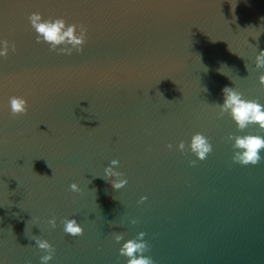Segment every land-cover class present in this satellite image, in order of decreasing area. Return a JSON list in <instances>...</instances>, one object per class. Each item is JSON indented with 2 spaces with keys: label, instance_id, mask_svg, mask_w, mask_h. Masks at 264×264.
I'll list each match as a JSON object with an SVG mask.
<instances>
[{
  "label": "water",
  "instance_id": "water-1",
  "mask_svg": "<svg viewBox=\"0 0 264 264\" xmlns=\"http://www.w3.org/2000/svg\"><path fill=\"white\" fill-rule=\"evenodd\" d=\"M34 12L83 25V52L37 44ZM5 40L0 264H41L37 236L55 249L49 264H127L119 249L141 232L153 264H264V150L241 166L226 139L264 133L238 132L217 106L226 86L264 105V0H0ZM12 96L27 115L11 116ZM197 133L212 145L204 161ZM111 160L128 181L118 191L102 178Z\"/></svg>",
  "mask_w": 264,
  "mask_h": 264
},
{
  "label": "clouds",
  "instance_id": "clouds-1",
  "mask_svg": "<svg viewBox=\"0 0 264 264\" xmlns=\"http://www.w3.org/2000/svg\"><path fill=\"white\" fill-rule=\"evenodd\" d=\"M31 28L36 33V43L49 45V50L60 54L71 55L73 51L82 53L87 41V30L83 25L66 24L62 18L44 20L40 13L34 12L28 17ZM79 29V31H78ZM3 45V50L0 51V57L7 58L9 53L8 41L0 42ZM11 50L15 52V45L11 46ZM246 69L247 66L245 65ZM256 69H264V50L259 51L255 58ZM259 84L264 87V75L259 77ZM223 103H217L219 107L218 118H222L227 114L235 123L238 132H244L250 126L257 127L260 133H264V105L260 104L255 99H245L243 94L233 87H224L222 89ZM9 105L12 117H20L27 115L28 104L24 98L12 96L9 99ZM228 142L232 143L233 148V163H238L241 166H255L261 162L260 152L264 150V135H229ZM171 149L172 145L169 144ZM190 152L197 160L204 161L212 152V145L207 137L201 133L192 136L190 142ZM178 150L182 153L185 150V143L182 141L178 145ZM197 160L189 162L190 167H195ZM118 166L117 160H111L109 165L104 169L105 177H111V188L118 191L125 187L128 183L123 179V174L113 169ZM107 181V180H106ZM70 191L80 193L81 189L76 184L70 185ZM147 198L141 197L139 203H143ZM64 232L71 237H79L83 235V228L79 225L76 219H65L62 221ZM131 224H136V220H131ZM52 229L56 228V219L48 221ZM145 233L141 232L132 240L123 243L119 249V255L127 259V264H153V260L144 254L148 252L149 245L144 242ZM116 243H120L124 237L123 234H114ZM35 245L42 252L47 253L41 257V264H49L54 258L55 249L52 245L41 238L34 237Z\"/></svg>",
  "mask_w": 264,
  "mask_h": 264
}]
</instances>
